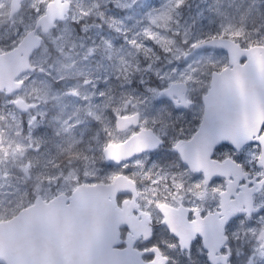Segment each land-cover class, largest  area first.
I'll return each instance as SVG.
<instances>
[{"label": "flooded vegetation", "instance_id": "1", "mask_svg": "<svg viewBox=\"0 0 264 264\" xmlns=\"http://www.w3.org/2000/svg\"><path fill=\"white\" fill-rule=\"evenodd\" d=\"M52 1L46 2L44 12L38 14L33 26L15 45L0 44V79L4 78V82L8 83L11 80L8 79L7 82V75L5 77L7 74L5 67L9 66V58L2 62V55L18 48L23 38L34 31L38 19L45 13L47 5ZM188 1L191 2V0ZM219 1L221 2V0L206 1L207 6H204V9H207L211 15H215ZM22 2L23 0L19 2V9H21ZM64 2L68 3V10L64 14L63 21H55L54 27L48 33L43 34L41 27H38L34 32V36L41 39L39 48L34 50L28 58L35 70L24 73L25 79H18L20 74L13 79L15 83L24 84L26 81L31 82V79L34 76L37 77V73L41 72L43 81H52V87L54 86L59 91L58 97L64 95L63 80L60 81L56 77L53 79L54 76L49 75L48 70L43 68L44 64L50 63V57L45 62H40L37 56L44 46L50 47L47 55H54L55 46L59 44V41L53 42L52 37L48 39L49 35L57 28L61 27L62 29L66 23L72 22L75 0H62V6L59 9H62ZM192 2L191 11L193 12L195 2ZM109 6L110 4L106 3L100 9L103 10L105 18L113 19L118 15V11L108 10ZM7 11L8 9L5 8L4 11H0V15ZM9 13L11 16L12 8ZM186 18L190 19L191 15ZM88 19L83 20L84 22L72 23L79 27ZM6 27L0 17V30ZM104 30L105 27L100 30V34H103ZM179 31L180 34H174L173 30H170L168 40L174 42L172 39L174 36L176 43L185 42L186 44L175 45L173 43L168 46L167 50L165 48L163 50L161 46L163 42L161 44L151 43V46L146 49L149 52L147 51V54L144 52L143 55L141 47H134L130 51L129 58L133 61L131 68L137 70V74H133V77L137 76V79H141V74L147 65L151 68L150 70H153V74L150 77L144 74V82L147 86H141V96L137 99L139 106L132 107L130 113L113 116V124L117 132L131 131L125 140L112 142L104 136L102 141L91 142L94 133L99 130L108 133V130L103 125L100 126L104 122L100 123L95 119L93 121L99 124L79 123L84 119L78 114L89 115L91 113V101H84L77 94L75 99L69 97L67 103L70 105L66 104L64 109L74 114L72 116L73 129L76 134H71V136L75 135L78 142L73 144L75 148L83 151L84 158L72 161L64 156L60 159L59 168L61 171L63 170L66 175L70 170L73 172L77 170L78 178L69 180L71 182L69 188L59 194L70 195L80 185L92 186L96 184H104L113 188L115 192L117 191L112 204L116 205L119 211L116 215H111L112 219L115 217L119 224V241L114 249L124 250L127 245H131L134 259L129 260L127 264L138 263L136 255L140 256L141 264H159V260H155L152 256L155 250L153 245L158 246L161 256L170 257V260L165 261V264H226L222 257L228 254L229 249L231 250L229 264H249L250 259L253 264H264V258L255 251L260 244L258 233L264 231V223H261L260 220L261 217H264V207H261L257 212H252L251 219H245L244 224H240V221L247 215L249 207L255 209L257 206L264 205V188L259 187L261 179H264L260 175L261 172H264V164L260 162V157L264 154L259 147L251 150L247 147L257 139V134L260 132L261 126L264 125V118L261 119L259 126L257 125L258 120H255L254 124L257 130L255 134H251V142L240 147L241 152L235 154L215 152L216 137L221 133L225 135L227 129L233 133L241 131L242 124L237 121L243 116L247 121V115L250 112H246V114L232 108L228 101L224 103L220 96L208 92L212 74L219 73L229 65L227 55L222 50L210 47L197 48L193 45L200 46V41H207L213 36L220 37L221 34L213 33L209 38H204L203 32L201 40L194 41L188 34V29ZM79 33L82 32L79 31ZM224 38L230 37L224 35ZM232 39L236 41L234 38ZM236 42L242 48L259 45L256 43L248 45L239 40ZM65 43L66 41L63 42V44ZM117 44L115 42L114 46ZM121 44L119 43V45ZM145 47L146 44L142 49ZM172 49L177 52L174 56L170 55ZM202 51H213L220 54L221 58L201 60ZM18 57H22V54H15V59ZM202 59L205 57L203 56ZM244 64V60L239 61V65ZM141 69L143 70L141 71ZM179 83L184 85H177ZM98 85L100 89H105L102 81H98ZM3 88L4 90L0 91V122L2 116L9 119L11 112L24 121L27 114L31 113L33 108H37L38 115L43 119L42 127L45 126L46 131L57 139L61 124L66 122L53 113L52 104L58 101L56 97L41 103L35 98L24 100L22 96H19L22 90L9 96L7 90L10 87ZM149 89L157 91L154 93ZM166 89H169L171 94L162 97L160 92ZM17 100L28 105L29 109L25 113L13 104ZM31 101L35 104H32ZM186 101L187 103H185ZM131 117H135V122H130L124 130L117 128L118 118ZM81 127H84V130L79 132ZM142 130H147L153 136L159 137L162 143L152 147L149 142L147 147L152 148L150 150L136 154L129 151V158L125 157L116 162L117 159L111 157L110 160H114L115 163L107 164L105 162L104 147L106 145L112 144L114 149L127 141L130 142L133 138L134 144L137 146L138 141L142 139ZM226 140L228 139L218 142H233ZM57 141L58 146L62 144L58 139ZM176 144L181 145L183 151L175 147ZM62 147L65 149L68 146L62 144ZM114 151L116 152V150ZM225 154L233 155L232 159L225 161ZM253 157L255 158L253 159ZM238 165L241 166L238 167ZM83 171L84 173H82ZM237 173H241L239 179H237ZM243 173H247V175L245 176ZM205 181H211V183H205ZM227 181H232L234 184L232 192L227 197L230 202L227 207L229 211L232 208H238L239 211L231 213L227 222L221 223L222 217L215 215V213L224 211L219 207L221 197L218 193H213L212 188L221 187L227 190ZM201 192H204L203 198L200 196ZM111 197L112 195L108 197L109 203L113 202ZM248 198H250V204L245 202ZM194 209L199 210V215ZM209 212L214 215L209 217ZM193 220L200 225L199 231L193 224ZM248 229H255L256 234ZM154 231L155 236H153ZM195 237H197L198 243H195L194 248L187 250V245L191 244ZM171 244H179V247L175 249L166 247Z\"/></svg>", "mask_w": 264, "mask_h": 264}, {"label": "rangeland", "instance_id": "2", "mask_svg": "<svg viewBox=\"0 0 264 264\" xmlns=\"http://www.w3.org/2000/svg\"><path fill=\"white\" fill-rule=\"evenodd\" d=\"M10 1L0 0V11L8 9L0 17L7 26L5 31L8 33L7 37L10 38L9 45L13 46L33 26L34 20L44 10L48 0H23L21 9L14 11L11 16L9 13ZM192 1L195 2L193 12L191 11ZM206 1L214 2V0H191V2L183 0L179 7H175V0H172L171 18L166 21L157 20L153 24V18L167 10L170 0H75L71 20L78 23L89 18L88 21L79 27L68 22L62 29L61 27L57 28L48 37V39L52 37L53 42L59 41V44L55 46L54 55H47L50 47L44 46L37 56L40 62H45L50 57V63L44 64L43 68L47 69L48 73L54 77H56V73L52 69L56 64L69 60L78 63L88 73L86 79L83 77L79 79L56 77L60 81L63 80L64 95L58 97L59 91L57 92L55 97L58 101L52 104V110L59 119L66 122L61 124L57 139L67 146L78 142L75 135L71 136V134H76L73 129L72 116L74 114L64 109L66 104L70 105L67 103L69 97L76 98V94L67 93L73 89L77 91L79 98L87 102L91 101V113L89 115L78 114L84 119L79 123L99 124L93 121V119L97 120L96 116H99L100 119L97 121L104 122L100 126L103 125L108 130V133L100 132V130L94 133L91 142L102 141L104 136L112 142H120L129 137L131 131L117 132L115 130L113 116L130 113L132 107L139 106L137 99L141 96V86H147L144 82V74H147L148 77L153 74V70H150L151 68L147 65L141 74V79H137V76L133 77V74H137V70L131 68L133 61L129 58L131 49L136 47L131 43L133 40L137 44H141V54L143 55L151 43L161 44L168 40L170 30H173L174 34H180V29H188V34L194 41L201 40L203 32L205 35L219 33L227 36L224 34L226 28L242 30L244 34L234 39L244 44H255L264 39V20L258 26L257 24L237 26L234 19L222 9V5L228 0L219 1L215 15H211L207 9H204V6H207ZM231 1L238 5L242 3L252 6L264 5V0ZM106 3L110 4L108 10L118 11L116 18H105L100 7ZM37 9L40 11L37 12ZM14 15L16 16L14 17ZM188 15H191L190 19L186 18ZM90 19L92 21H89ZM104 27V33L100 34V30ZM146 32H150L151 35H146ZM172 39L175 45L186 44L185 42L176 43L174 36ZM65 41L66 43L63 44ZM105 41L111 44L110 49L102 46ZM115 42L118 43L116 46H114ZM119 43L122 44L119 45ZM0 44L8 45L7 41L3 42L1 33ZM145 44L146 47L142 49ZM89 49L93 50L90 54ZM162 49L164 50V47ZM170 51L171 56L177 53L174 49ZM202 52L201 60L221 58L220 54L213 51ZM203 56L205 59H202ZM42 74L38 72L37 77L34 76L31 79L32 87L43 89L46 86L47 82L43 81ZM86 81L88 82L86 83ZM98 81L103 82L105 89L99 88ZM53 89L57 90L54 86ZM28 92L30 89L22 91L19 96H22L24 100H30L33 97ZM102 92L104 95H101ZM106 93L112 95L113 99H119L120 96L128 97L131 103L125 104L122 108L116 105L104 108L101 101L104 100ZM79 98L77 99L79 100ZM31 103L35 104L33 101ZM3 117L0 122V133H6V135L0 134V207L6 202L5 197L10 198L16 194L26 196L35 191L43 198L48 199L53 197V194L64 193L71 182H60L53 179L54 176L63 177L65 175V172L59 168L60 160H57V155H62L63 147L62 144L58 146L57 139L46 131L45 126L42 127L43 119L38 115L37 108H33L24 121L13 112L10 113L9 119ZM9 125H11L10 129ZM83 130L84 127H81L79 132ZM45 174H47V180L43 182L41 189H35L33 181L37 176ZM77 178V170H74L71 180ZM36 182L39 183V181ZM30 184H33V187L30 188Z\"/></svg>", "mask_w": 264, "mask_h": 264}, {"label": "water", "instance_id": "3", "mask_svg": "<svg viewBox=\"0 0 264 264\" xmlns=\"http://www.w3.org/2000/svg\"><path fill=\"white\" fill-rule=\"evenodd\" d=\"M20 1L12 0V13L19 9ZM61 1L53 0L49 3L41 17H46L49 9L60 8ZM67 10L68 3L64 2L62 15L52 17L50 29L54 27L55 21H63ZM41 17L38 19L34 31L23 38L18 48L2 55V62L9 58V66L5 67L7 68L5 77L7 75V82L11 81L6 83L4 78L0 79V91L4 90L3 87H10L7 90L9 96L19 92L22 85V83L13 82V79L21 73L35 70L28 58L40 46L41 39L34 36L35 30L41 27L42 33L45 34L41 26ZM233 42L236 43L234 40ZM200 47L222 50L227 54L229 65L219 73L212 74L208 92L220 96L224 103L228 101L232 108L245 113L250 112L247 115V121L244 116L242 118L240 116L239 121L236 120L242 124L241 131L233 133L227 129V133H225L229 137L226 141H235L241 147L245 143L251 142L248 137L255 134L257 130L254 124L255 120H258L257 125L259 126L261 119L264 118V97L262 96L264 93V53L250 58L249 49L259 48V46L248 49L241 47L236 50L238 52L237 61L233 63L232 53L228 48L221 46L219 37L215 42L208 39L204 44L197 46V48ZM15 54H22V57L15 59ZM241 60L245 61L244 65H239ZM177 85L183 86L184 84ZM67 93L73 95L72 91ZM160 94L165 97L169 92L164 90ZM18 102L22 101L17 100L13 104L25 113L29 107L24 108ZM124 121L123 118L117 119L116 125L119 130H124L129 126L130 122L127 127L121 128L120 125ZM131 140L112 149L116 150L114 152L119 155L116 162L125 157L129 158V151L136 154L152 149L140 146L137 151L133 138ZM125 154L127 155L125 156ZM262 154H264V150H262ZM104 158L107 164L115 163L114 160H110L111 157L105 155V152ZM116 192L104 184L80 185L70 195L57 194L48 199L44 198L43 203L47 208L45 220L33 222L30 216L21 213V219L16 225L20 230L19 235L10 232L6 237L3 224L0 223V264H127L129 260L134 259L131 245H127L124 250L114 249L119 241V224L115 217L113 219L111 217L119 211L116 205L112 204ZM109 195H112L113 202H108ZM41 197L39 194L35 198L36 203L28 209L29 213L40 204ZM13 243L17 245L14 248L11 247ZM136 256L138 263L132 264H141L140 256Z\"/></svg>", "mask_w": 264, "mask_h": 264}, {"label": "snow or ice", "instance_id": "4", "mask_svg": "<svg viewBox=\"0 0 264 264\" xmlns=\"http://www.w3.org/2000/svg\"><path fill=\"white\" fill-rule=\"evenodd\" d=\"M182 3H183V0H175V7H179V5L182 4ZM171 5H172V0H170V5L167 8V10L162 12L159 16L153 18L152 23L155 24L157 22V20H165L166 21V20L170 19L171 18L170 17V13L173 10ZM36 11L39 12L40 10L37 9ZM57 15H62V9H59V8H57L55 10L49 9V12H48L47 16L46 17H41V26H42L43 31L45 33H48L50 27L52 26V17L57 16ZM145 34L146 35H151L150 32H146ZM224 34H226L230 38L229 39H224V35H221L219 37V42H220L221 46L228 48L229 52L232 53V62L236 63L237 55H238V52L236 50L240 49L241 45H239L238 42L234 43L232 38L240 37L244 33L240 29L226 28L224 30ZM210 39L213 42L217 41V37H215V36L211 37ZM158 42H160V41L158 40ZM131 43L134 46H136L137 48L141 47L139 44H137V42L135 40L131 41ZM173 43L174 42L172 40H167V41H163L161 46L164 47L165 50H167L168 46L172 45ZM204 43H205V41H200L199 42V44H204ZM256 43H258L260 45V47L259 48H255V49H249V57L250 58H254L258 54L264 53V39H261V40L257 41ZM197 46H199V45H197V44L193 45V47H197ZM108 47H111L110 43H108ZM90 51H93V50L91 49ZM147 51L148 50H145L146 54H147ZM87 82L88 81H86V83ZM149 91H152V92L156 93L157 90L156 89H149ZM165 91L169 92V94H171L169 89H166ZM72 94H78V93H77V91L75 89H73L72 90ZM180 94L182 95V93H180ZM101 95H104V93L102 92ZM18 103H21V106L24 107V108L28 107V105L23 104L22 102H18ZM185 103H187V101ZM177 106L180 107L179 104H177ZM96 119L99 120L100 117L96 116ZM129 122H135V117L125 118V121L123 123H121L120 127L121 128L127 127V124ZM146 123H147V121H146ZM142 132H143L142 139L140 141H138L137 148H136L137 151H139L140 146H148L149 142H151V146L152 147H155V146H157V145L162 143L161 139L159 137L153 136L151 134V132H149L147 130H142ZM228 138L229 137H227L226 135H223V134H221V135L216 137V140L214 141V143L216 144V147H215V152L216 153H221V154H223V153H232V154H235L236 152H241L242 151L240 146L238 144H236L235 141H233L232 143H219L218 142L220 140H225V139H228ZM248 139H251V137H248ZM175 147L180 148V150L183 151V148L181 147V145L176 144ZM247 147L250 150L253 149V148H256V147H259L260 149L264 150V125L261 126L260 132L257 134V139L255 140V142L252 143V144H248ZM112 149H113V145L112 144L106 145L104 147L105 155L107 157H114L116 159H119V155L117 153H115ZM224 156H225V161H229L233 157V155L229 156L228 154H225ZM254 158L255 157H253V159ZM248 162L251 163V161H248ZM260 162H261V164H264V156L260 157ZM239 166H241V165H238V167ZM236 175H237V179H239L241 173H237ZM243 175L246 176L247 173H243ZM260 175L262 177H264V172H261ZM205 183H211V181H205ZM226 183H227V190H224V188H221V187H213L212 188L213 193H218L219 196L221 197L219 207L221 209H223L224 211L221 212V213H215L216 216L222 217L221 223L227 222L228 216L231 215V213L239 211L238 208H232L231 211H229V208L227 207V205L230 203L227 200V197L232 192L234 184H233L232 181H227ZM253 183H255V182L253 181ZM259 187L264 188V179H261V181L259 183ZM200 196H201V198H203L204 192H201ZM245 202L250 204V198H248ZM161 207H164V206L161 205ZM261 207H264V205L257 206L255 209H253L252 207H249L247 209V215L244 216V219H242L240 221V224L243 225L244 222H245V219H251V213L254 212V211L257 212ZM194 211L196 212L197 215H199V210L198 209H194ZM213 215L214 214L212 212L208 213L209 217H212ZM260 220H261V223H264V217H261ZM193 224L196 226L197 231H199L200 230V225L197 223V221L193 220ZM248 231L252 232L253 234H256V230L255 229H248ZM155 235H156V233L154 231L153 232V236H155ZM233 235L235 236L236 233L234 232ZM196 238L197 237H195L192 240L191 244L187 245V250L190 249V248H194L195 247V243H198ZM149 239H152V237H149ZM258 239L260 241V244H259V247L255 251L260 257L264 258V231H260L258 233ZM152 247H153V249H155L153 251V253H152V256H153V258L155 260H159V264H165V261L170 260V257L161 256V253H160L157 245H153ZM166 247H170V248L175 249V248L179 247V244L166 245ZM230 254H231V250L229 249L228 250V254L226 256L222 257V259L226 262V264H229V256H230ZM249 264H253V261L251 259L249 260Z\"/></svg>", "mask_w": 264, "mask_h": 264}, {"label": "clouds", "instance_id": "5", "mask_svg": "<svg viewBox=\"0 0 264 264\" xmlns=\"http://www.w3.org/2000/svg\"><path fill=\"white\" fill-rule=\"evenodd\" d=\"M108 41H105L102 45L103 47H108ZM109 49L111 47H108ZM88 50L89 54L92 52ZM53 72L56 73V77H59L61 79L63 78H76L79 79L81 77L87 78L88 73L85 72L78 63L75 61H64L57 63L56 66L52 69ZM51 75V73H48ZM18 79H25L24 73H21L18 76ZM55 79V77L53 78ZM28 94L32 96L33 98L37 99L39 102L43 103L46 101H49L53 99L58 90H54L52 87V81H48L46 86L43 89H39L36 87H32L30 81H26L24 84L20 86V90L26 91L29 90ZM79 91V89H78ZM131 103V100L128 97L120 96L119 99H113L112 95L105 94L104 100L101 101V104L104 108H108L110 105H116L117 107H123L125 104ZM9 129L11 128V125L8 126ZM5 134L6 133H0ZM62 155L65 156V158H68L72 161L76 159H82L84 158V153L82 150H79L75 148L74 144H69L67 148L62 150ZM102 158V157H101ZM74 172L70 170V172L63 177L60 176H54L53 179L55 181H69L73 178ZM47 180V174L40 175L35 178V181H33L35 189H41V185L44 181ZM36 181H39L37 183ZM33 184H30L29 187H33ZM39 195V193L33 191L32 193L24 196L21 194H16L9 197H5V203H3L2 207H0V223L3 224L5 236L10 232H15L17 235H19V228L16 226L18 222L21 219V213H24L25 216H30L33 220V222H43L46 218V212L47 208L45 207L43 203V197L40 198V204L33 209L31 213L28 212V209L32 207L33 204L36 203V197ZM17 245L13 243L11 247H16Z\"/></svg>", "mask_w": 264, "mask_h": 264}, {"label": "trees", "instance_id": "6", "mask_svg": "<svg viewBox=\"0 0 264 264\" xmlns=\"http://www.w3.org/2000/svg\"><path fill=\"white\" fill-rule=\"evenodd\" d=\"M225 13L230 15L237 26H257L264 20V5L258 4L257 6L247 5L242 3L240 5L228 0L222 5ZM115 16L114 18H116ZM213 33H209L204 38H209ZM237 41V39H235ZM242 44V43H241ZM143 69H141L142 71ZM64 155H57V160L63 158ZM30 194V193H29Z\"/></svg>", "mask_w": 264, "mask_h": 264}, {"label": "bare ground", "instance_id": "7", "mask_svg": "<svg viewBox=\"0 0 264 264\" xmlns=\"http://www.w3.org/2000/svg\"><path fill=\"white\" fill-rule=\"evenodd\" d=\"M210 116V115H209Z\"/></svg>", "mask_w": 264, "mask_h": 264}]
</instances>
